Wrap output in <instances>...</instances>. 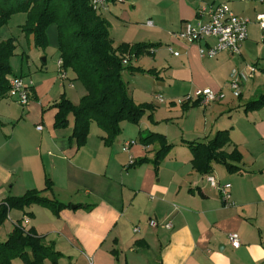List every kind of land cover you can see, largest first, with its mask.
Here are the masks:
<instances>
[{
    "label": "crops",
    "instance_id": "0c3cea01",
    "mask_svg": "<svg viewBox=\"0 0 264 264\" xmlns=\"http://www.w3.org/2000/svg\"><path fill=\"white\" fill-rule=\"evenodd\" d=\"M165 2L174 13L170 17L150 13L142 26L150 33L140 41L156 45L151 59L139 58L147 63L140 68L153 70L156 76L123 73L124 81L130 74L155 80L153 92L137 91L134 83L131 92L135 104H150L153 109L138 125L123 122L125 133L111 146L94 127L78 148L70 140L72 116L67 128H54V105L62 95L75 101V75L58 68L59 56L55 66L45 68L27 56L26 64L12 71L11 77H21L31 89L28 105L0 100V203L30 190L41 191L49 182L52 188L43 195L67 206L57 213L37 204L12 209L1 227L7 228L5 235L19 222L25 230L33 228L61 255L57 264H264V106L245 111L246 104L264 95V41L256 21L264 6L240 0ZM220 3L248 21V38L238 55L201 57L199 49L213 40L189 44L175 34L186 22L199 19L200 7ZM106 12L110 4L100 14ZM123 13L115 17L120 19ZM109 16L104 15L111 21ZM251 65L257 72L245 79L235 97L229 89L231 72H247ZM205 88L223 92L225 98L191 106L197 101L194 93ZM220 131L229 136L221 151L240 154L239 162L227 160L238 170L230 172L213 162L209 174H199L192 167L187 143L206 144ZM163 145L170 146L169 151L155 167L154 158ZM141 159L148 162L129 164ZM207 175L230 185L234 206L223 205ZM150 220L158 226L150 227ZM168 221L172 227H162ZM230 234L239 237L237 249L228 242ZM12 264L24 263L15 259ZM43 264L53 263L46 259Z\"/></svg>",
    "mask_w": 264,
    "mask_h": 264
},
{
    "label": "trees",
    "instance_id": "16d2710c",
    "mask_svg": "<svg viewBox=\"0 0 264 264\" xmlns=\"http://www.w3.org/2000/svg\"><path fill=\"white\" fill-rule=\"evenodd\" d=\"M105 1L108 4L115 3V0ZM16 13L26 14L21 30L26 37L32 38L36 49L46 48L47 29L55 25L62 69L72 71L75 80L81 82L86 89V95L78 105L72 104L64 95L54 105L57 109L54 128H67L68 118L72 116L74 125L70 140H75L78 148L86 143L90 123L94 122L104 133V144L111 146L121 134L123 122L138 125L145 113L153 109L150 104L134 103L123 79V72L126 70L129 73L156 76L153 70L125 66L127 57L131 59L152 55L155 44L122 43L115 47L108 22L100 12L93 10L91 0H0V28ZM15 49L13 39L0 43V100L6 98L12 75L9 60ZM197 102H193L191 106H195ZM182 105L185 107L188 102ZM262 106L264 95L246 104L245 111H254ZM228 142V132L220 131L206 144L187 143L193 153V169L202 175L209 174L211 164L219 162L228 171L236 172L238 168L227 160L239 162L240 154L236 150L229 155L221 151ZM169 148L170 146L163 145L156 153L153 161L155 167L165 158ZM146 162L148 159H141L134 161L132 166H140ZM51 188V183L48 182L41 191L30 190L21 197L4 199L0 203V228L12 209L24 210L37 204L57 213L67 207L43 195ZM60 256L51 245L43 242L33 228L25 230L20 222L16 223L5 241H0V264H12L15 259H20L24 264H43L46 259L57 264Z\"/></svg>",
    "mask_w": 264,
    "mask_h": 264
},
{
    "label": "built area",
    "instance_id": "2783aa9c",
    "mask_svg": "<svg viewBox=\"0 0 264 264\" xmlns=\"http://www.w3.org/2000/svg\"><path fill=\"white\" fill-rule=\"evenodd\" d=\"M241 2H257L264 6V0H240ZM123 0H115V3H121ZM109 4L105 0H91V6L94 11L102 12L106 10ZM198 18L196 21L186 22L184 28L175 34L178 40L185 41L189 44L199 43L205 40H213L214 44L202 47L199 49L201 57L214 58L220 53H228L231 55H238L242 44L248 38V21L234 15L228 5L220 3L209 7H203L198 11ZM256 21L261 29L262 41H264V12L259 13L256 16ZM178 55V53H174ZM126 63V61H124ZM58 68L62 69L61 60L58 61ZM257 72L256 66H248L247 72H238L233 70L230 75L229 89L235 97L240 95L241 86L244 84L245 79L253 76ZM63 76L62 71H60ZM31 96V89L25 85L21 77H11L8 82V91L6 98L18 103L21 106H26L29 103ZM194 97L201 105H207L210 103L220 102L225 98L223 92H213L210 89H199L194 93ZM162 101L161 97H158ZM41 130V126L37 127ZM133 144V142L127 143ZM130 165L133 161H130ZM207 183L210 187L217 189L220 193L221 201L224 206L232 207L234 202L232 201L230 194L229 184H219V182L212 176H205ZM150 227H157V221L150 220ZM162 227L170 229L172 227L171 222L162 224ZM137 232L138 229L133 230ZM228 242L230 246L237 249L240 246L239 237L237 234L228 235Z\"/></svg>",
    "mask_w": 264,
    "mask_h": 264
},
{
    "label": "rangeland",
    "instance_id": "374dc122",
    "mask_svg": "<svg viewBox=\"0 0 264 264\" xmlns=\"http://www.w3.org/2000/svg\"><path fill=\"white\" fill-rule=\"evenodd\" d=\"M208 0H203V2ZM239 1V0H237ZM168 3L165 0H124L121 3H111L110 4V12L101 13L102 17L105 19L104 15L108 14L109 17H113L111 21L106 19L109 24V32L115 37V43L118 45L122 44L123 40H132L131 42L136 44L135 42L140 43L143 38H146L150 33V30L142 28L144 23L147 22L150 13H162V16H169L170 14L174 13V11L167 5ZM202 8V7H200ZM123 14L126 12L124 17H119L120 19L116 18L115 15ZM166 19H168L166 17ZM26 21V14L24 13H16L13 14L10 19L8 20L7 24L0 28V43L6 42L9 39H13L15 42V53L11 56L9 60V65L11 67V72L19 71L21 67L26 64L27 58H35L38 65H44V68L47 65L55 66L57 58H58V50H57V31L55 25H51L47 29V46L45 49H36L33 45L32 38L26 37L25 34L21 30V26ZM161 28V27H160ZM154 33V32H151ZM156 33V32H155ZM127 38V39H124ZM131 38V39H130ZM126 42V41H125ZM120 43V44H119ZM28 56V57H27ZM151 55H146L148 59ZM43 58H45L46 62L44 63ZM140 58V57H139ZM139 58H129L127 57L126 60L128 61L125 66H132L134 68H140L144 66L146 60H139ZM137 59V60H136ZM141 61V62H140ZM152 61V60H151ZM143 63V64H142ZM145 70V69H144ZM148 71V69H146ZM128 71H124V74H127ZM12 74V73H11ZM135 77V78H134ZM132 76V74L126 77L128 82L127 88L128 92L131 96V92L133 90V83L136 85V90H150L153 92L157 89V84L155 80L150 78H145L142 76ZM134 79V80H133ZM149 79V80H148ZM75 101L74 105H78L80 100L86 95V89L84 85L79 82L75 81ZM7 99V98H5ZM3 100V99H2ZM8 100V99H7ZM96 128L95 123H90L89 130ZM98 128V127H97ZM125 133V130L122 132ZM121 133V134H122ZM120 134V135H121ZM191 151L189 148H187ZM193 155V154H192ZM7 228L1 227L0 228V240H4L5 236L8 235L6 233Z\"/></svg>",
    "mask_w": 264,
    "mask_h": 264
}]
</instances>
